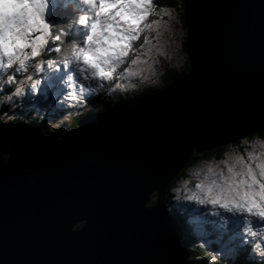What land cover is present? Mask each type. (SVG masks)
Listing matches in <instances>:
<instances>
[{
    "label": "water",
    "instance_id": "water-1",
    "mask_svg": "<svg viewBox=\"0 0 264 264\" xmlns=\"http://www.w3.org/2000/svg\"><path fill=\"white\" fill-rule=\"evenodd\" d=\"M183 4L190 68L165 89L66 134L0 123V264H198L166 192L264 129V0Z\"/></svg>",
    "mask_w": 264,
    "mask_h": 264
},
{
    "label": "rangeland",
    "instance_id": "rangeland-1",
    "mask_svg": "<svg viewBox=\"0 0 264 264\" xmlns=\"http://www.w3.org/2000/svg\"><path fill=\"white\" fill-rule=\"evenodd\" d=\"M45 3L44 18L55 9L53 2L45 1ZM96 7H98V0H94V5H90L89 8L92 15L84 24L87 34H89L91 27L89 24L95 17ZM148 11L149 15L143 24H148L150 27L144 29L140 39L134 42V48L124 58V62L112 72L110 79L86 80L79 74H75L72 80H69L67 77L75 71V63L77 62L73 63L71 72L63 67L64 63H61L60 68L57 67L56 63L53 66L52 64L49 65L44 58L49 50L44 48L41 55L35 58L41 62V71L33 74V79L41 81V84L37 86L39 91L28 92L27 90L31 88L26 87L23 96H16L14 92L21 75L15 73L14 68L8 69L7 73L14 75L15 82H7L5 76L4 82L0 84V97L11 96V99L0 101V121L15 120L28 124L39 114L44 115L46 104L50 98L47 90L54 88L53 101L59 99L63 101L53 104L55 105L56 111H53L55 114L46 115V123L52 132L57 133L59 130L71 127L79 115L86 114L93 109H103L101 108L104 104L102 100L116 102L119 99L117 93L127 96L146 88L160 89L164 85V75L167 70H174L178 73L185 72L187 67H190V61L186 52L187 27L182 18V14H184L183 4L169 7L163 5L162 0H153V3L148 6ZM77 25L83 31L79 21ZM144 36L148 37L150 44H144ZM86 37L85 35L82 47ZM142 44L144 47H141ZM133 59L137 60L136 65H131ZM45 68L47 69L43 72ZM126 68L129 69L128 72H125ZM61 72L68 73V75H62ZM53 76L55 77L54 80L51 79ZM126 92L128 93L125 94ZM30 115L34 117L30 118ZM258 140L263 139L255 137L250 142L246 141V147L243 151L251 150V145ZM231 151L239 152L240 149L236 147L232 148ZM229 154L231 153L229 152L227 155ZM221 159L225 158L219 160ZM209 161H218V159L201 157L191 162L186 167V175H180L175 184L169 186L166 199L169 194L172 201L171 207L176 208L175 211L178 213H186V223L193 224L198 250L205 252L197 253L193 247L191 248V256L196 262L201 264H228L235 261L238 251H240L239 247L242 245L246 247L247 255L250 257V244L247 241L251 238L243 231L247 226L245 219L247 214L229 212L218 205L200 204L198 200L188 198L196 182L192 176V170ZM214 213H219V215H214ZM248 219L251 220L252 227L256 231H264V221L251 216H248ZM227 226L230 228V232L226 230ZM250 258L255 259L254 257Z\"/></svg>",
    "mask_w": 264,
    "mask_h": 264
},
{
    "label": "clouds",
    "instance_id": "clouds-1",
    "mask_svg": "<svg viewBox=\"0 0 264 264\" xmlns=\"http://www.w3.org/2000/svg\"><path fill=\"white\" fill-rule=\"evenodd\" d=\"M85 4L94 5V0H85ZM135 7L134 0H98L84 46L62 61H79L75 63V71L68 75L69 80L75 74L86 80L111 78L112 72L123 63L121 58L133 39ZM44 11V0H0V84L5 76L7 82H15L14 75L7 73L14 68L21 75L16 96H23L26 87L34 91L40 83L39 79H33V74L41 71V62L35 58L43 51L48 36ZM136 64L133 59L131 65ZM128 71L126 68L125 72ZM4 99L11 96L0 97V101ZM9 158L5 156L3 162ZM192 176L196 182L189 199L204 203L216 200L232 211L247 214L243 231L251 238L250 257L258 264L264 262V231H256L248 219L251 216L264 221V140L256 141L244 154L234 152L225 159L199 165L192 170Z\"/></svg>",
    "mask_w": 264,
    "mask_h": 264
},
{
    "label": "trees",
    "instance_id": "trees-1",
    "mask_svg": "<svg viewBox=\"0 0 264 264\" xmlns=\"http://www.w3.org/2000/svg\"><path fill=\"white\" fill-rule=\"evenodd\" d=\"M184 0H162V4L163 5H167L169 7L171 6H177L179 4H183ZM183 11H184V4H183ZM75 12L74 9L71 8L69 5L63 4V8H58L57 12H54L50 17L53 20V24H54V33L56 34L55 37L60 36V34L62 33V31H65L63 34V40L58 41V43L56 45L60 46L62 45V48L65 49L66 51L63 52V50L61 49V51L59 53H53L52 51L49 52V57L48 60L51 61H55L56 59H62L63 56L68 57L72 54L73 52V47H72V40L75 38V33H73V21H74V16ZM182 18L184 19V24L186 26V22H185V17L184 14H182ZM61 32H60V30ZM187 40V39H186ZM70 51V52H68ZM189 59V56H188ZM189 66L187 67L186 71L183 73H178L177 71L174 70H167L165 75H164V85L163 87L160 89H155V88H146L144 90H141L139 92H135L133 94H128L127 96H123V94L121 93H117L118 95V100L116 102H105V100H102V103H104L102 105L101 108L105 109V108H109L112 106H116V105H125V104H132L133 102H135L136 100H138L141 96L148 94V93H152L155 91H159V90H163L165 89L167 86H169L171 84V82L174 80L175 77L177 76H183L184 74H186L189 71ZM128 92H126L125 94H127ZM46 111L43 112L45 113L44 115L39 114L38 116L34 117L33 115H30L29 117L32 118L34 117L33 121L30 122L29 125H40L44 128V130L46 132H51V128L50 126L46 123V118H47V114L51 111L54 110V106L51 102H48L46 104ZM95 110H99V109H94ZM82 115H79V117L75 120V123H73L71 125V127H68L65 129L66 132H68L69 130L71 131L73 128L76 127V123L77 121L81 118ZM73 127V128H72ZM61 131V130H59ZM62 133V132H60ZM255 137H259L262 138L264 140V129L260 130L257 133L251 134L250 136L241 138L240 140H238L235 143H231L225 146H220V147H216L212 150L209 151H205L202 152L200 154H196L195 158L193 159L192 162L198 160L199 158H204V159H209V158H216V159H220V158H227V154L230 153H234L232 152V148H239L240 149V153L242 154V152H244L243 150L246 147V141L250 142L253 138ZM248 145V144H247ZM186 168L184 169V171L182 172L181 176L186 175L185 173ZM180 177V176H179ZM179 177H177L171 184L170 186H172L173 184H175V182L179 179ZM166 202L168 204V208L171 212V214L173 215V217L175 216V211L173 209H171L169 206H171L172 201H171V197L168 194ZM178 220H180V222L182 223L183 227H184V237L185 240H187V243L189 244V249L192 255V251L191 248L193 247V250L195 252H200V253H205L202 252L199 249V247H197L196 245V238L194 236V227L193 224H189L185 222V217L184 216H177L176 217ZM211 231H213L211 229ZM234 233V232H233ZM242 248V249H241ZM197 249V250H196ZM238 254L237 257L235 259L234 262H231L232 264H258L257 261H255V259H251L248 255H247V251H246V247L242 245V247H239ZM228 263V264H231ZM261 264H264V262H262Z\"/></svg>",
    "mask_w": 264,
    "mask_h": 264
},
{
    "label": "snow or ice",
    "instance_id": "snow-or-ice-1",
    "mask_svg": "<svg viewBox=\"0 0 264 264\" xmlns=\"http://www.w3.org/2000/svg\"><path fill=\"white\" fill-rule=\"evenodd\" d=\"M84 3H85V0H84ZM134 3L136 5V7L134 9V15L136 17V24L133 28V33H132L133 39L130 41V47L127 50L126 55L121 58L123 60V62H124V58L128 56L130 50H132L134 48V42H136L140 39L141 33L144 31V29L150 27V25L143 24V22L145 21V19L149 15L148 6L151 3H153V0H134ZM82 20L84 22L83 23V25H84L86 23V21L88 20V18L87 17H81L79 20L80 24H81ZM142 25H143V27H142ZM49 27H50V25L48 24V32H49ZM59 39H60V37H58V36L53 38L54 41H59ZM143 39H144V44H150V41H149L147 36H144ZM45 46H47L48 49L52 50L53 53H59L61 51V49L59 47L53 48L52 43L48 41L47 37H46V43L44 45V48H45ZM141 47H144V45L142 44ZM48 63H49V65H51L52 61H49ZM77 63H79V61H77ZM72 65H73V63H64L63 67L67 68L69 70V72H71ZM61 73H62V75H68V73L67 74H64L63 72H61ZM51 79L54 80L55 77L53 76ZM70 80H72V79H70ZM40 84H41V81H40L39 85ZM50 84H51V80H50ZM35 90L39 91V89L37 87ZM27 91L31 92L32 89H29ZM199 203L205 204L202 201H199ZM208 204L213 205V206L218 205L220 208H222L226 211H229V212L232 211V210H230V208L227 205L223 204L222 202H217L216 200H213L212 202H210ZM214 215H219V213H214Z\"/></svg>",
    "mask_w": 264,
    "mask_h": 264
},
{
    "label": "bare ground",
    "instance_id": "bare-ground-1",
    "mask_svg": "<svg viewBox=\"0 0 264 264\" xmlns=\"http://www.w3.org/2000/svg\"><path fill=\"white\" fill-rule=\"evenodd\" d=\"M74 12H75V15L74 16H77L78 14H79V11L77 10V9H75L74 8ZM80 15H81V12H80ZM82 28L84 29V30H86V25H82ZM49 34H50V36H49ZM56 36V34L54 33V28L53 27H49V32H48V36H47V39H48V41L49 42H51L52 43V45H53V48H55V47H59L60 49H62L63 50V52H65L66 50L65 49H63L62 48V46L60 47V46H58V45H56V44H54L53 42H52V38H54ZM51 40V41H50ZM75 42V44H77V46H79V47H82V42L80 41V40H76V41H74ZM45 48H47V46H45ZM68 52H70V51H68ZM59 61H61V60H59ZM49 64V63H48ZM54 64L52 63V66H53ZM46 69L47 68H45L44 70H43V72L44 71H46ZM6 89V88H5ZM112 107H114V106H112ZM92 111H94V109L92 110ZM92 111H90V112H92ZM87 113H89V112H87ZM82 117V116H81ZM72 131H73V129H72ZM78 227V226H77ZM76 227V228H77ZM247 241V240H246ZM248 242V241H247ZM187 244V246H188V243H186ZM238 246H240L239 244H238ZM191 253V252H190ZM198 263V262H197ZM198 264H201V263H198Z\"/></svg>",
    "mask_w": 264,
    "mask_h": 264
}]
</instances>
